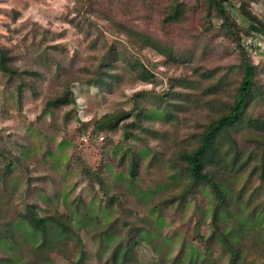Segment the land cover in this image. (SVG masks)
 <instances>
[{"label":"rangeland","instance_id":"374dc122","mask_svg":"<svg viewBox=\"0 0 264 264\" xmlns=\"http://www.w3.org/2000/svg\"><path fill=\"white\" fill-rule=\"evenodd\" d=\"M183 1L198 7V12L190 14L187 22L174 26L162 21L168 0H0V48L6 49L13 67L42 73L40 78H26L33 89H25L19 100L17 81L9 80L0 71V168L10 157H17L20 163L6 185L0 186V217L4 221L21 212L24 197L38 204L42 212L67 209L69 214H75L76 221H83L84 231L89 232L86 235L82 231V241L87 243L83 264L107 262L111 246L100 244L92 236L113 217L119 219L115 225L117 236L125 235L131 222L145 227L147 240L142 248L135 250L130 264H159L157 248L167 252V264H170L180 251L183 234L198 246L199 240L191 237L194 231L210 232V217L201 214L210 203L209 195L198 192L196 197H189L191 202L184 211L176 210V205L168 208L164 204L166 218L157 230L156 215L151 216V204L141 191L153 192L151 201L156 203L165 194L182 188L171 178V162L178 152L192 147L196 134L221 107L216 103V109L193 107L173 124L164 119L161 111H154L145 125L159 131L160 136L141 133L142 139H125L122 124L129 123L131 115L122 119L114 131L90 133L94 122L104 114L131 111L134 93L162 91L169 87L172 76L185 75L191 79L202 71L214 70L213 81L223 75L230 81L235 77L240 79L231 68L240 61L239 50L230 40L212 31L206 33L202 26V17L209 14V9L213 24L218 25L221 14L217 7L210 5L208 9L207 0ZM241 4V0L226 3L231 16L247 29L250 22L241 12ZM249 7L264 17L263 0H255ZM114 21L146 31L185 54L190 53L194 61L179 65L168 62L158 51L121 31ZM243 41L264 80V36L244 35ZM112 44L127 47L128 55H135L145 63L157 75L156 79L143 81L129 69H121L118 71H125L123 77L111 90L84 84L82 80L94 74ZM45 49L46 54H41ZM67 85L75 93L76 104L54 109L51 114L44 113L48 100L62 94ZM230 91L222 96L228 98ZM260 110L264 112V105ZM62 139H66L64 145H60ZM128 148L142 154L140 175L132 188L128 180L129 156L121 162ZM70 156L72 162L68 164ZM84 165L92 172L103 170L110 193L118 195V199L124 198L123 204L108 205L97 181L93 186L84 177ZM25 172L30 174L33 185L26 192ZM244 181L245 174L238 185L242 186ZM80 196L81 210H68L66 204ZM17 230L15 237L20 242L26 230L24 227ZM73 252L74 248L69 249L59 264H76ZM254 253H257L254 264H264V254ZM8 255V251L0 250V257ZM183 264H190L188 257Z\"/></svg>","mask_w":264,"mask_h":264},{"label":"trees","instance_id":"16d2710c","mask_svg":"<svg viewBox=\"0 0 264 264\" xmlns=\"http://www.w3.org/2000/svg\"><path fill=\"white\" fill-rule=\"evenodd\" d=\"M168 1L162 17L166 25H181L189 20L190 14L198 12V7L183 0ZM253 1L255 0H241L240 10L250 22L247 29L231 16L226 5L228 0L206 2L208 9L212 5L217 7L221 14L218 16L220 21L218 25L213 24L210 9L209 14L202 17V26L206 33L212 31L217 36L230 40L239 50L240 61L231 68L241 76L240 79L235 77L230 81L227 75H223L213 81L211 79L214 78V70L202 71L200 75L191 79L185 75L172 76L169 78L168 88L159 92L151 89L134 93L131 111L104 114L94 122L90 132L95 135L101 131H114L120 127L122 119L131 115L132 120L122 124L125 139H142L141 133L160 136L159 131L145 125L154 111H161L164 119L173 124L193 107L208 106L215 109L216 105L221 107L208 118L202 130L196 134L192 147L178 152L171 162L173 168L171 178L177 184H181L182 188L177 192L173 190L170 194H165L166 196L160 197L161 201L156 203L151 201L153 192L141 191L145 200L151 204V216L156 215L157 230L166 218L164 204L168 208L176 205V210L184 211L191 202L189 197H196L198 192L210 196L208 207L201 210L202 216L210 217V232L202 234L200 230L194 231L191 237L199 240L198 246L183 234L180 251L170 264H183L186 257L189 258L190 264H205L212 258L211 263L207 264H254L253 258L257 254L254 252L264 254L262 250L264 249L262 248L264 245V112L260 110V106L264 105V80L260 78L261 71L253 62L248 46L243 41L244 35L264 36V17L252 12L249 5ZM114 22L121 31L133 37L136 42L164 55L168 62L179 65L194 61L190 53L185 54L184 51L176 49L146 31L138 30L120 21ZM41 54H46V49ZM10 60L11 57L6 49L0 48V71L9 80L17 81L16 95L20 100L25 89H33L26 78H40L42 73L13 67ZM101 69L104 71L101 72ZM121 69H129L139 79L147 82H152L157 77L154 71L139 58L135 55L129 56L127 47L112 44L103 55L94 74L83 79L82 82L111 90L123 77L125 71H118ZM232 83L234 84L231 89ZM228 90H231L230 95L224 98L222 94ZM76 102L72 87L67 85L62 94L48 100L44 113L51 114L54 109L75 105ZM69 115L70 113L67 112L65 118L68 119ZM242 132L244 135L241 136ZM65 142L66 139H62L60 145H64ZM141 155L139 151L137 154L136 151L128 148L121 158L122 162L126 156H129L127 169L131 188L140 175ZM71 159L70 156L68 164L72 162ZM19 164L17 157H10L0 168V186L6 185ZM83 167L84 177L90 184L97 181L100 190L107 197L108 205L115 202L119 206L123 204L124 198L118 199V195L110 193L103 170L92 172L88 165ZM244 174V184L239 186L238 181ZM25 176L26 192L33 185L30 174L25 172ZM81 198V196L77 197L72 203L66 204L68 210L80 211L83 205ZM22 206L21 212L16 213L10 221H4L3 217H0V250L9 252L8 256L0 257V264H59L60 258L66 257L69 249L72 248L75 249L73 256L76 264H83L87 243L82 241V231H84L82 220L76 221L75 214L74 216L69 214L67 209L42 212L38 204L25 197ZM197 208L200 207L197 205ZM198 221L202 222V219ZM118 222L119 219L113 217L99 233L92 236L93 239L96 237L100 244L107 246L108 243L111 246L105 264H130L135 256V250L142 248L143 242L147 240L143 229L145 227L137 226L134 222L127 226L125 235L117 236L115 225ZM20 227H24L26 231L24 239L18 242L15 234L17 235V229ZM88 233L84 231V234ZM156 250L159 264H167V252L159 248ZM216 251H218L217 255ZM51 257V260H47Z\"/></svg>","mask_w":264,"mask_h":264}]
</instances>
